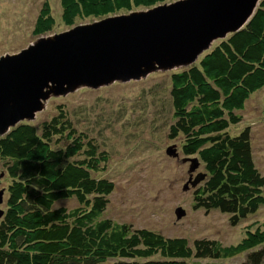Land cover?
Wrapping results in <instances>:
<instances>
[{
  "label": "trees",
  "instance_id": "trees-1",
  "mask_svg": "<svg viewBox=\"0 0 264 264\" xmlns=\"http://www.w3.org/2000/svg\"><path fill=\"white\" fill-rule=\"evenodd\" d=\"M173 0H61L66 23L74 11L106 16ZM40 16L36 32L53 28ZM167 124L181 152L204 166L193 207L218 210L239 225L264 210V173L243 120L249 97L264 86V0L248 23L208 50L198 63L169 76ZM160 83L155 88L161 87ZM158 92H156L157 94ZM85 110L58 108L39 124L20 122L0 134V162L8 177L0 218V264H202L242 255L264 264V217L236 245L213 238L167 236L106 216L115 182L105 174L109 152ZM75 200L76 205L61 204Z\"/></svg>",
  "mask_w": 264,
  "mask_h": 264
},
{
  "label": "rangeland",
  "instance_id": "rangeland-1",
  "mask_svg": "<svg viewBox=\"0 0 264 264\" xmlns=\"http://www.w3.org/2000/svg\"><path fill=\"white\" fill-rule=\"evenodd\" d=\"M175 1L178 0L149 7H133L129 11L119 10L103 17H86L75 10L73 24L69 25L64 19L61 0H0V60L34 48L43 41L54 40L76 27L146 12ZM47 12L54 17L53 28L36 32L37 19ZM220 39H215L206 49L198 51L189 62L169 59L154 62L135 77H120L96 86L75 81L61 88L50 83L44 89L39 109L24 121L39 124L57 113L63 105L71 109L83 107L87 119L95 125L94 130L102 129L101 143L109 152L104 175L116 185L110 195L106 216L136 227H148L167 236H185L191 242L206 237L218 240L223 246L236 245L247 230H254L263 220L264 210L232 226L229 216L218 210L207 212L195 209L192 203L194 187L189 183L192 162L184 159L196 157H186L181 152V139H170L167 129L171 120L167 104L169 76L175 70L198 63ZM160 83L162 86L155 88ZM241 114L243 120L231 130L235 132L250 127L254 158L264 173V86L249 97ZM95 132L99 133L98 130ZM170 147L179 155L168 154ZM201 173H204V166L199 162L193 176ZM8 181L0 162V190L5 191L4 202L0 205L2 209L6 208ZM187 183L188 189L185 188ZM61 204L72 207L77 202L66 200ZM180 207L185 214L178 219L176 211ZM242 257L201 259L199 262L243 264ZM193 263V260L189 262Z\"/></svg>",
  "mask_w": 264,
  "mask_h": 264
},
{
  "label": "water",
  "instance_id": "water-1",
  "mask_svg": "<svg viewBox=\"0 0 264 264\" xmlns=\"http://www.w3.org/2000/svg\"><path fill=\"white\" fill-rule=\"evenodd\" d=\"M260 0H178L146 12L76 27L54 40L0 60V132L10 130L39 109L50 83L61 88L75 81L92 86L135 77L166 59L189 62L215 39L244 27ZM6 131V132H7ZM168 154L179 153L168 148ZM190 160L189 183L199 166ZM189 183L185 188L188 189ZM5 191L0 190V205ZM177 217L184 214L178 208ZM4 209L0 207V218Z\"/></svg>",
  "mask_w": 264,
  "mask_h": 264
}]
</instances>
